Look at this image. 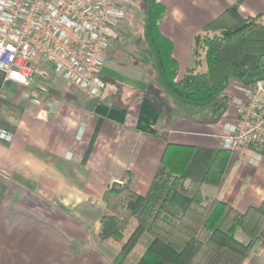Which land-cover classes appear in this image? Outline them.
<instances>
[{
	"label": "crops",
	"instance_id": "1",
	"mask_svg": "<svg viewBox=\"0 0 264 264\" xmlns=\"http://www.w3.org/2000/svg\"><path fill=\"white\" fill-rule=\"evenodd\" d=\"M151 1L141 7L146 19ZM154 1L164 7L159 31L172 44L177 81L186 79L192 38L208 21L229 7L243 17L264 12V0ZM133 9L128 13L126 7L108 50L99 96L70 81L60 86V77L39 57L29 86L5 80L0 70V129L9 135L0 137V264H109L119 243L98 237L107 188L129 173L132 189L144 195L169 142L222 149L219 135L225 123L235 121L234 107L212 121V104L196 114L180 110L157 81L146 23L133 28L132 13L140 6ZM229 82L231 96L236 81ZM51 97L55 112L47 105ZM201 190L237 211H264V156L249 148L233 151L223 180L202 184ZM188 201L175 190L166 208L179 216ZM135 224L131 219L125 238ZM149 242L142 236L122 264H136ZM257 264H264V249Z\"/></svg>",
	"mask_w": 264,
	"mask_h": 264
},
{
	"label": "trees",
	"instance_id": "2",
	"mask_svg": "<svg viewBox=\"0 0 264 264\" xmlns=\"http://www.w3.org/2000/svg\"><path fill=\"white\" fill-rule=\"evenodd\" d=\"M164 7L154 0L147 11L146 37L154 52L163 85L177 98L196 105L212 104L208 120L229 106V81L249 85L264 79V12L243 17L229 7L208 21L192 38L191 65L184 81L176 80L178 65L172 44L159 31ZM264 156V147L258 151ZM232 151L167 143L144 195L125 173L103 195L99 239H112L119 250L109 264H122L133 246L146 235L150 242L136 264H257L264 249V211L249 206L237 211L225 201L202 193V184H219ZM175 190L189 197L179 216L166 206ZM135 227L125 238L130 220ZM242 231L247 242L236 238Z\"/></svg>",
	"mask_w": 264,
	"mask_h": 264
},
{
	"label": "built area",
	"instance_id": "3",
	"mask_svg": "<svg viewBox=\"0 0 264 264\" xmlns=\"http://www.w3.org/2000/svg\"><path fill=\"white\" fill-rule=\"evenodd\" d=\"M131 0H0V70L4 79L29 86L39 57L50 71L93 96L105 88L101 76L108 50ZM229 105L235 121L223 125L222 149L264 147V79L236 81ZM1 94V89H0ZM33 98L37 91L32 90ZM55 112L57 101L47 99ZM0 137L9 135L0 129Z\"/></svg>",
	"mask_w": 264,
	"mask_h": 264
},
{
	"label": "rangeland",
	"instance_id": "4",
	"mask_svg": "<svg viewBox=\"0 0 264 264\" xmlns=\"http://www.w3.org/2000/svg\"><path fill=\"white\" fill-rule=\"evenodd\" d=\"M148 5V2H147V0H144V2H143V0H132V2H130V4H128L126 7H127V9H128V13H131V10H134L133 8H135V7H139L140 6V11H136V12H133L132 13V15H134V16H136V18H134L135 19V22L132 24V26H133V28L135 27V28H137V26L138 27H141V24H143L144 22L146 23V15H144L143 13H142V11H143V9H142V11H141V7L142 6H147ZM146 8V7H145ZM125 11H126V9H125ZM127 13V14H128ZM128 16H129V14H128ZM125 17H127V16H125ZM127 22H129V21H127ZM158 76H159V72H158ZM160 76H159V78L157 79V81H159V84L160 85H162L161 84V82H160ZM56 82L60 85V86H63V85H67V84H69V82L68 81H66V80H63V79H60V78H56ZM162 87H165V86H162ZM164 89H166V91H168L169 92V90L165 87ZM156 90H158V91H161V89L160 88H158V89H156ZM225 92L227 93V94H230L231 93V90L229 91V89L227 90H225ZM170 93V92H169ZM174 101H176L175 103H176V106L177 107H179V108H181L180 110H183V111H186V112H189V113H193V114H196V110H198V108L199 107H202L201 105H196V104H194V103H191V102H187V101H184V100H182V99H179V98H175V100ZM179 103H181L180 104V106L178 105ZM204 109V108H203ZM209 109V106H208V108H207V110ZM202 114V113H201ZM132 221H133V218H132ZM236 238L237 239H239L240 241H242V242H246L247 241V237L241 232V231H237V235H236Z\"/></svg>",
	"mask_w": 264,
	"mask_h": 264
}]
</instances>
